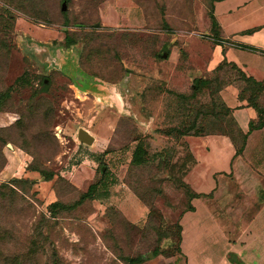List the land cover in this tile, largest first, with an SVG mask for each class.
Returning a JSON list of instances; mask_svg holds the SVG:
<instances>
[{"label": "rangeland", "instance_id": "rangeland-1", "mask_svg": "<svg viewBox=\"0 0 264 264\" xmlns=\"http://www.w3.org/2000/svg\"><path fill=\"white\" fill-rule=\"evenodd\" d=\"M213 1L0 0V264H139L175 251L189 195L169 167L179 132L241 139L218 93L240 76L204 70ZM49 45L56 63L36 50ZM66 51L90 89L71 82ZM251 85L255 103L263 86ZM130 190L145 205L138 222L117 205Z\"/></svg>", "mask_w": 264, "mask_h": 264}, {"label": "crops", "instance_id": "crops-1", "mask_svg": "<svg viewBox=\"0 0 264 264\" xmlns=\"http://www.w3.org/2000/svg\"><path fill=\"white\" fill-rule=\"evenodd\" d=\"M210 14L219 40L208 51L204 70L225 61L263 89L255 105L248 101L244 80L240 89L227 82L218 91L237 130L245 133L239 142L224 132L182 134V148L175 149L169 167L191 194L177 217L176 249L148 252L139 264H264V122L247 131L249 120L264 119V0H214ZM36 50L50 62L59 49ZM74 61L66 51L60 63L71 67L78 90L90 89L91 80ZM126 195L117 205L138 222L145 205L132 190Z\"/></svg>", "mask_w": 264, "mask_h": 264}, {"label": "trees", "instance_id": "trees-1", "mask_svg": "<svg viewBox=\"0 0 264 264\" xmlns=\"http://www.w3.org/2000/svg\"><path fill=\"white\" fill-rule=\"evenodd\" d=\"M215 24V23H214ZM214 31H216V29H214L213 30V34L216 36V33L214 32ZM219 40V39H218ZM217 40V41H218ZM224 64H226V62L225 61H221V63H219L218 65H216V67L213 69V70H216V69H218L219 68V66H221V65H224ZM226 65H228L229 67H231V68H233L237 73H238V75L240 76V78H239V80H244L245 81V86H244V88L243 89H247L248 90V96H247V98H248V101L249 102H251L253 105H255V103L253 102V100H252V95L253 94H251V91L249 90V87H251L252 85L251 84H255V85H260L261 84V82H259V81H256V80H254V79H252L251 77H248V76H245L238 68H236L235 66H234V64H226ZM212 70V71H213ZM211 72V71H210ZM192 83H193V88H196L198 85L197 84H199V83H203V84H205V78L204 77H194L193 78V80H192ZM250 83V84H249ZM240 89V88H239ZM240 93V92H239ZM239 95V94H238ZM256 120H258L257 122H256ZM263 122H264V119L259 115L255 120H249V122H248V129H247V131L248 130H250V129H252V128H258V127H260L262 124H263ZM237 131H239V130H237ZM180 134H187L185 131H180L179 132ZM189 134H198V133H189ZM245 134V133H244ZM244 134H241V137L242 136H244ZM233 139H234V137L233 136H231ZM240 149H241V144L239 143V145L237 146V148H236V151H235V153L236 152H239L240 151ZM142 152H143V154L145 153V150L143 149V148H141V146H140V144H139V142H137L135 145H134V148H133V150H132V161L134 162V163H140L141 161H142ZM183 184V183H182ZM93 184H90V186H92ZM184 185V184H183ZM89 186V187H90ZM185 186V185H184ZM186 187V186H185ZM187 188V187H186ZM188 190V189H187ZM188 193H189V195L188 196H190V194H191V192L188 190ZM178 227V226H177ZM151 253H157V251H155V250H152L151 251ZM164 254H168V253H164ZM144 259V256L143 257H141L137 262H140V261H142Z\"/></svg>", "mask_w": 264, "mask_h": 264}, {"label": "water", "instance_id": "water-1", "mask_svg": "<svg viewBox=\"0 0 264 264\" xmlns=\"http://www.w3.org/2000/svg\"><path fill=\"white\" fill-rule=\"evenodd\" d=\"M61 9H64V3H61ZM164 55V54H162ZM77 136L80 141L85 142V143H91L93 140V136L84 128L79 127L77 129Z\"/></svg>", "mask_w": 264, "mask_h": 264}, {"label": "flooded vegetation", "instance_id": "flooded-vegetation-1", "mask_svg": "<svg viewBox=\"0 0 264 264\" xmlns=\"http://www.w3.org/2000/svg\"><path fill=\"white\" fill-rule=\"evenodd\" d=\"M52 62H53V63H56L54 60H52ZM71 80H72L71 82H72V83H74V81H73V79H72V78H71Z\"/></svg>", "mask_w": 264, "mask_h": 264}]
</instances>
